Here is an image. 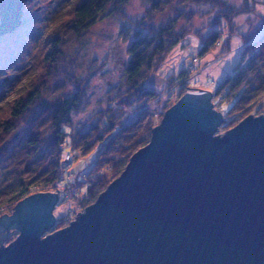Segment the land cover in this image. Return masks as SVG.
<instances>
[{"label": "trees", "instance_id": "16d2710c", "mask_svg": "<svg viewBox=\"0 0 264 264\" xmlns=\"http://www.w3.org/2000/svg\"><path fill=\"white\" fill-rule=\"evenodd\" d=\"M129 1L75 0L50 16L38 48L29 56L28 77L16 89L14 98L0 101V213L4 207L11 210L29 195L31 188L51 191L62 182L63 201L74 200L78 210L92 204L121 173L130 156L149 141L158 123L154 116L156 107L160 106L161 115L189 89L187 77L191 68L166 77L162 93L146 83L161 67L169 49L191 31L190 25L199 11L182 7L208 8L200 15H209L210 21L193 31L200 36L199 54H204L219 44L225 31L229 37L238 33L234 18L252 13L253 4L257 3L144 0L143 15L130 19L124 12ZM171 10L173 18L163 25L156 23L159 15ZM105 17L120 20V35L128 42V59L120 83L105 93V106L77 123L74 115L84 109L91 78L101 73L104 62L92 58L82 73H76L74 60L86 44L89 29ZM208 26L211 29L201 36L202 29ZM240 38L239 60L212 92L211 99L217 107L230 104L216 133L235 126L250 114L264 113V18L251 33H243ZM58 81L63 84L50 89ZM68 89L71 92L65 94ZM91 154L94 157L89 167L68 181L71 159L84 160ZM62 220L56 219L54 230L62 227Z\"/></svg>", "mask_w": 264, "mask_h": 264}, {"label": "water", "instance_id": "95a60500", "mask_svg": "<svg viewBox=\"0 0 264 264\" xmlns=\"http://www.w3.org/2000/svg\"><path fill=\"white\" fill-rule=\"evenodd\" d=\"M26 1L0 0V36ZM221 121L209 92H186L96 200L44 237L57 192L22 198L0 215V264H264V113L215 135Z\"/></svg>", "mask_w": 264, "mask_h": 264}, {"label": "rangeland", "instance_id": "374dc122", "mask_svg": "<svg viewBox=\"0 0 264 264\" xmlns=\"http://www.w3.org/2000/svg\"><path fill=\"white\" fill-rule=\"evenodd\" d=\"M73 1L75 0H27L24 3L20 25L13 32L0 36V101L16 96V89L28 77L29 56L38 48L50 16L65 8ZM228 1L237 5L241 3V0ZM256 1L257 3L253 4L254 11L252 13L239 15L234 18L233 22L237 25L238 33H233L229 37L225 31L219 38V44L204 54H199L201 46L200 36L193 31L198 30L210 21L209 15H200V12L207 11L208 8L206 6L199 7L190 5L182 7L185 10H198L199 13L190 25L191 31L185 35L183 40L169 49L161 67L155 74L150 75L146 82L148 87L156 92L162 93L166 89V83L163 81L166 77L174 75L180 70L188 71L192 68L193 70L189 71L190 73H188L189 76L187 77L189 88H200L209 93L214 92L223 79L231 73L233 66L239 60L241 50L240 35L243 33H251L260 24L261 18H264V0ZM145 5L144 0H130L124 12L130 19H137L143 15ZM173 16L174 11H168L159 15L156 23L163 25L173 18ZM120 27L121 22L115 17H105L95 23L86 34V44L74 60L73 69L76 73H82L85 64L92 58H95L98 63L104 62V66L100 71L101 73L91 78L90 91L84 109L77 115H74L77 123L86 121L97 109L103 108L105 106V102H103L105 93L110 92L114 86L120 83V76L128 59L125 53L128 42L122 39L119 31ZM210 27H204L201 36H205L211 29ZM226 41H228V47H225ZM62 84V81H58L52 84L50 89H54L57 85L61 86ZM188 90L190 92H198L195 89ZM70 92L71 89H68L65 91V94H69ZM212 105L216 106L214 99ZM150 106L153 108L155 104L152 103ZM229 106V103H221L219 107L216 106L221 109V111H218L222 114V120L223 113H225ZM156 109L157 116L155 118L159 122L166 110L159 115L160 106H157ZM87 127V125H84V128ZM224 131L225 129L221 133ZM93 157L94 155L91 154L84 160L71 159L70 166L67 169L70 174L66 176V179L71 181L80 172L86 170L92 163ZM66 159L69 158L66 157ZM72 171H75V174L72 175ZM31 189L36 192L39 190L37 188ZM59 190H52V192L56 191L60 193L58 196L59 201L55 204L52 214L55 219L54 223L56 219H63L61 223L63 224L61 228H63L70 221L74 220L77 212H82L83 210H78L75 206V201L72 199L68 200L66 198L63 201V192ZM35 191L30 192L29 195L36 193ZM41 192L48 191L42 190ZM14 206L10 208L11 210L8 207L2 208L0 215L12 214V208ZM47 231L51 233L55 230L52 227ZM4 232L7 231L5 230ZM10 232L11 234L4 238L2 244L8 243L15 237L16 233L14 228Z\"/></svg>", "mask_w": 264, "mask_h": 264}, {"label": "bare ground", "instance_id": "6f19581e", "mask_svg": "<svg viewBox=\"0 0 264 264\" xmlns=\"http://www.w3.org/2000/svg\"><path fill=\"white\" fill-rule=\"evenodd\" d=\"M191 69H192V68H191ZM192 70H193V69H192ZM198 89H200V88H197V89H195V90L198 91ZM200 90H203V89H200ZM204 90H205V89H204ZM186 92H190V90H187ZM186 92H185V93H186ZM185 93H184V94H185ZM210 97L212 98V93H211V92H210ZM170 107H171V106H170ZM170 107H169V108H170ZM213 107H214V106H213ZM214 109H215V108H214ZM215 110H216V109H215ZM154 116H157L156 113H154ZM158 123H159V122H158ZM215 131H216V130H215ZM214 133H215V135H217V134L221 135V134H222V133H216V132H214ZM66 157H68V156H66ZM68 158H69V157H68ZM69 159H70V158H69ZM69 166H70V163L68 164V167H69ZM63 185H64V184H62V185L60 184V185L58 186L57 189L59 190ZM34 191H35V190L31 189V192H34ZM59 191H60V190H59ZM35 192H36V191H35ZM39 192H41V191H37L36 193H39ZM48 192H52V190H51V191H48ZM55 192H56V191H55ZM33 194H34V193H33ZM57 194H58V196H59L60 193L57 192ZM58 198H59V197H58ZM58 201H59V200H57V202H58ZM57 202H56V203H57ZM52 212H53V210H52ZM14 230H15L16 235H15V237H14L12 240H10L9 242H12L13 240H15L16 237H17L18 234H19V232H18L17 229H14ZM46 234H49L47 230H46L45 232H43V234H42L41 237H44ZM9 242H8V243H9ZM8 243H5V244H3V245L5 246V245H7Z\"/></svg>", "mask_w": 264, "mask_h": 264}]
</instances>
